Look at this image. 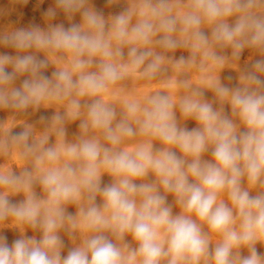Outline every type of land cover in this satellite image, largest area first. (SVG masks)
Returning a JSON list of instances; mask_svg holds the SVG:
<instances>
[{
	"label": "clouds",
	"instance_id": "9594fccd",
	"mask_svg": "<svg viewBox=\"0 0 264 264\" xmlns=\"http://www.w3.org/2000/svg\"><path fill=\"white\" fill-rule=\"evenodd\" d=\"M55 5L46 28L0 33L16 50L0 54V109L13 112L0 157L15 160L0 164V227L21 232L11 246L0 235V264H264V0H129L108 18L90 0ZM58 11L81 23H51ZM245 49L261 58L223 83ZM130 80L157 87L127 93ZM41 106L57 109L43 130L15 118Z\"/></svg>",
	"mask_w": 264,
	"mask_h": 264
},
{
	"label": "rangeland",
	"instance_id": "374dc122",
	"mask_svg": "<svg viewBox=\"0 0 264 264\" xmlns=\"http://www.w3.org/2000/svg\"><path fill=\"white\" fill-rule=\"evenodd\" d=\"M91 6L99 11L102 12L103 15L108 18L113 15L119 14L120 12L124 11L126 8L129 7V0H90ZM55 0H0V33H4L7 31L18 30L21 28H27L31 25H39L41 28L47 27V21L44 17V12H46L49 8H54ZM232 22L231 19L229 21ZM53 24H64L65 27H68L71 23H81V17L77 13L73 16L71 21L68 20L66 15L62 11L57 12V16L54 20L51 21ZM203 31L206 34L210 35V29L204 28ZM227 53L230 54V49L226 50ZM127 53V49H125V54ZM0 54H9V55H16V50L10 47H5L0 45ZM36 55L40 59H44L43 53H36ZM170 55H174L176 58L180 56L187 57L189 55L188 51L185 49H177L175 53H171ZM251 57L252 60L260 59L261 57L259 54H254L252 50L245 49L242 53L240 61L237 62V68L225 67L221 73V81L229 86H236L239 82V73L240 70H243L245 66L250 65L251 61L249 60ZM55 65H49V67L45 71V75L51 77V73L55 71ZM8 71H11V67L8 68ZM171 74V73H169ZM228 76L232 77V80L229 81L227 79ZM26 76L20 77L16 80L15 86L19 87L22 80L25 79ZM155 83V81L153 82ZM125 91L127 93H136V94H144L149 90H153L157 87L156 84L147 85L144 81H126ZM214 94L211 91H205V98L209 101L213 100ZM218 106V105H217ZM119 111V109H117ZM57 111L54 107L45 108L41 106L38 111H33L29 109L27 114L17 115L15 118L18 121H24L26 123L33 124L37 130H43L44 125L40 123V117L47 116L51 117ZM61 111H63L61 109ZM225 111L227 114L230 115L231 109L230 105H225ZM13 116L12 110L9 109H0V122H6L9 118ZM177 116L179 118V112L177 111ZM182 126H186L188 129H192L197 127V123L195 120L189 119L187 121H181ZM79 121L71 122L66 125L67 128V139L72 141L75 139V136L79 134ZM23 128L22 124H17V126L13 129V132H19ZM55 141V137L51 138V142ZM155 147L159 148L162 145L156 141L154 142ZM178 152V150H177ZM179 154V152H178ZM205 159H211L210 153L206 154ZM15 160H11V158H3L0 157V164H8L9 166L14 165ZM19 172V169H15ZM149 179H154L151 175ZM103 184H108L112 182V177L107 174L102 176ZM139 183V181H137ZM36 191L38 194H42L41 189L37 186ZM253 195L255 192L252 193ZM9 199L13 203H18L19 201L23 200V194H17L14 196H10ZM173 196H168V202H173ZM97 202H100V198H97ZM67 211L70 213L76 212V207L74 205H69ZM179 211L178 207L173 208L174 214ZM0 235H4L7 238V243L9 246L11 244L21 238V232L13 227H0ZM23 235L31 237L35 236L37 239L40 237V233L33 231L32 229H27ZM64 242L65 248L62 250V256H66L68 253L69 248L73 247L72 240L63 232L60 233ZM131 240V237H128ZM79 241H77L78 243ZM135 246V245H134ZM214 246V245H213ZM257 250L260 253H264V244H257ZM244 254H247L246 251Z\"/></svg>",
	"mask_w": 264,
	"mask_h": 264
}]
</instances>
